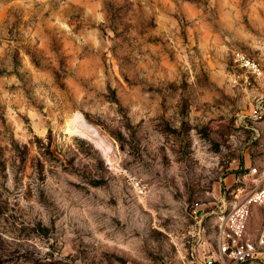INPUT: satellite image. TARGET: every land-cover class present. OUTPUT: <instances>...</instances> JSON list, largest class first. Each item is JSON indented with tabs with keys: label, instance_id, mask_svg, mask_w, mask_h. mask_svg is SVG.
<instances>
[{
	"label": "rangeland",
	"instance_id": "1",
	"mask_svg": "<svg viewBox=\"0 0 264 264\" xmlns=\"http://www.w3.org/2000/svg\"><path fill=\"white\" fill-rule=\"evenodd\" d=\"M263 166L264 0H0V264H194Z\"/></svg>",
	"mask_w": 264,
	"mask_h": 264
},
{
	"label": "built area",
	"instance_id": "2",
	"mask_svg": "<svg viewBox=\"0 0 264 264\" xmlns=\"http://www.w3.org/2000/svg\"><path fill=\"white\" fill-rule=\"evenodd\" d=\"M234 59L249 83L263 73L260 61L243 50L236 51ZM235 183L232 193L237 200L220 216L216 247L194 264H248L264 256V223L256 235L248 232L253 207L264 208V166L250 168Z\"/></svg>",
	"mask_w": 264,
	"mask_h": 264
},
{
	"label": "crops",
	"instance_id": "3",
	"mask_svg": "<svg viewBox=\"0 0 264 264\" xmlns=\"http://www.w3.org/2000/svg\"><path fill=\"white\" fill-rule=\"evenodd\" d=\"M256 207H260V206H254L253 208H255L256 210H257V208ZM260 208H263V207H260ZM264 209V208H263ZM264 223V222H263ZM263 225V224H262ZM262 227V226H261ZM261 227H260V229H261ZM259 229V230H260ZM259 230H257L256 232H255V235L259 232ZM248 232H249V229H248ZM250 234H252L251 232H249Z\"/></svg>",
	"mask_w": 264,
	"mask_h": 264
}]
</instances>
